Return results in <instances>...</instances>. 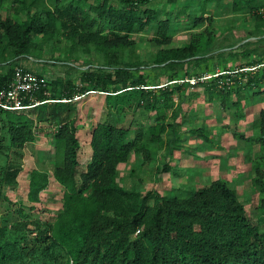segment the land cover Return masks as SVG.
Here are the masks:
<instances>
[{
  "label": "trees",
  "instance_id": "1",
  "mask_svg": "<svg viewBox=\"0 0 264 264\" xmlns=\"http://www.w3.org/2000/svg\"><path fill=\"white\" fill-rule=\"evenodd\" d=\"M6 1L0 0V11ZM116 1L117 6L107 0L97 5L87 0H54L55 10L51 11L45 0H10L16 15L26 11L27 19H3L0 14V55L4 56L6 49L12 53V62H6L7 71L0 72V86L11 81L14 67L9 66L12 63L41 76L30 66L23 67L19 60L34 64L58 63L52 56L48 61L43 60L32 44L36 35L46 38L56 31V21H60L65 29L62 35L72 45L82 43L83 50L91 45L106 56L132 49L135 41L129 35L150 27L154 30L151 41L159 47L153 63L164 69H177L168 81L178 78L179 70L189 60L199 65L212 58V55L205 56L214 39L211 30L206 28L204 32L194 34L187 44L172 47L168 34L170 21L159 19L155 9L143 8L153 0ZM175 1L169 0L171 4ZM206 1L200 2V17L189 16L194 26L212 22L211 16H203ZM232 1L233 9L240 8L243 2ZM244 2L253 14L255 29L249 31V40L241 43L237 50L220 51L216 57L227 55L239 63L223 72L256 68L237 71L234 76L224 73L214 78L215 85L237 77L241 81L247 79L242 87L250 88L264 79V6L256 4L255 0ZM32 8L36 9L34 14H30ZM32 45L35 52L29 53ZM49 51L53 53L52 49ZM113 61L108 74L98 72L93 80L89 69H80L89 81L84 88L105 92L116 91L119 87L136 88L145 98L146 108L154 109L147 99L152 92L142 88L146 81L136 74L139 64L136 63L133 70ZM55 81L52 90L49 82L47 94L38 92L36 98L59 101L53 102L54 105L61 104L64 99L71 102V80L65 85L61 80ZM227 83L222 82L224 89ZM68 85L70 90L66 88ZM222 90L218 92L226 99L227 94ZM0 117H3L12 149L21 150L35 141L29 113L0 112ZM160 119L149 130L152 142H162L161 134L166 126ZM256 126L259 136L247 142L264 147V109L259 112ZM127 135L126 128L97 124L90 139L91 161L83 169L78 160L80 143L76 121L59 119L54 137L53 178L63 187L61 212L40 230L35 227L31 232H25L17 225L0 226V264H264V230L249 221L244 206L224 182L217 180L187 198H168L153 192L140 196L119 186L116 181L119 165L126 163L131 153L145 149L141 135L132 141H127ZM262 164L263 157L254 164L256 176L253 181L264 192ZM14 176L15 173L9 174L10 181ZM46 182L34 189H44ZM149 199H152V205L148 204ZM260 207L264 209V199ZM33 231L35 236H32Z\"/></svg>",
  "mask_w": 264,
  "mask_h": 264
},
{
  "label": "rangeland",
  "instance_id": "2",
  "mask_svg": "<svg viewBox=\"0 0 264 264\" xmlns=\"http://www.w3.org/2000/svg\"><path fill=\"white\" fill-rule=\"evenodd\" d=\"M101 1L87 0L92 5ZM107 1L119 5L116 0ZM201 1L176 0L171 4L169 0H153L143 7L157 10L159 19L170 21L168 34L172 47L187 44L194 34L204 32L206 28L214 34L211 48L205 55H212V58L199 65L189 60L173 81H168V77L177 69L168 70L153 63L159 47L151 41L154 30L150 27L129 35L135 41L132 49L111 56L98 53L91 45L86 50L82 49V43L72 45L62 35L65 29L60 21L55 23L56 31L46 38L42 35L33 38L32 44L42 59L48 61L52 56L58 63L18 62L44 75L51 90L55 80H61L63 85L71 80L73 98L71 102L43 103L27 110L33 120L35 141L21 150L10 147L4 120L0 117V226L17 225L25 232H31L35 227L40 230L61 212L63 187L54 180L53 169L56 162L54 137L62 118L76 121L80 143L78 160L83 169L91 161L90 139L97 124L126 128L127 141L141 135L145 149L131 153L127 162L119 165L116 175L119 186L140 196L153 192L168 198H187L217 180L222 181L234 191L249 221L264 230V209H260L264 192L253 181L256 176L254 164L264 158V147L247 142L259 136L256 122L259 112L264 109V79L250 88L242 87L247 79L241 81L237 77L214 84L216 74L239 64L227 55L216 57V54L237 50L241 43L249 40V31L255 29L254 17L244 2L246 0L238 9H233L232 0H207L203 16H211L212 22L194 26L189 16L202 15L199 12ZM45 2L51 11L55 10L54 0ZM255 3L264 6V0H255ZM35 10L32 8L30 14ZM0 14L3 19H27L26 11L16 15L10 0L4 3ZM229 44L234 46L228 48ZM33 45L29 53L35 52ZM11 55L9 49L4 56L0 55V72L7 71L6 62H12ZM113 60L121 67H132L133 70L134 65L139 64L136 74L146 81V86L141 87L152 92L147 99L154 109L146 108L145 98L136 88L119 87L108 92L84 88L89 81L80 69H89L93 80L99 73L108 74ZM9 67L15 65L12 63ZM233 72L231 75L234 76L236 73ZM198 78L202 79L198 81ZM227 81L224 89L222 82ZM70 85L66 87L69 90ZM221 89L227 94L226 99L219 94ZM160 115L163 118L160 119ZM159 119L166 129L161 134L162 142L156 143L150 141L149 130ZM261 167L264 170V164ZM12 173L15 176L10 181L9 174ZM45 180L47 186L36 191L34 188ZM152 203L149 199L148 204ZM35 235L33 231L32 236Z\"/></svg>",
  "mask_w": 264,
  "mask_h": 264
},
{
  "label": "built area",
  "instance_id": "3",
  "mask_svg": "<svg viewBox=\"0 0 264 264\" xmlns=\"http://www.w3.org/2000/svg\"><path fill=\"white\" fill-rule=\"evenodd\" d=\"M264 65V64H262ZM256 67L243 68L237 71H252ZM233 72V73H235ZM231 73V72H222ZM216 74V76L222 75ZM202 78H198V81ZM197 80V79H196ZM197 82V81H194ZM228 82V81H227ZM49 81L44 75H37L33 72L27 71L20 66L14 67L11 81L5 85L0 86V112H12L16 114L26 113L27 110L39 106L43 103L59 102L55 100L40 101L35 94L43 92L47 94ZM62 102L67 100H61Z\"/></svg>",
  "mask_w": 264,
  "mask_h": 264
}]
</instances>
